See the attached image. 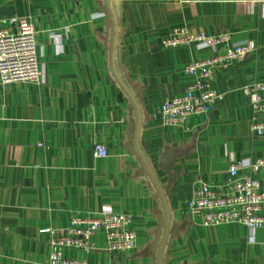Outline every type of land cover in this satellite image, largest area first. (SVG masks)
<instances>
[{
  "label": "crops",
  "instance_id": "1",
  "mask_svg": "<svg viewBox=\"0 0 264 264\" xmlns=\"http://www.w3.org/2000/svg\"><path fill=\"white\" fill-rule=\"evenodd\" d=\"M110 1L114 67L139 106V147L170 215L162 264H264V228L250 235L240 224L203 227L186 210L201 183L227 180L231 158L264 162V137L250 131V106L241 91L264 82V0ZM102 6L103 0H0V22L36 20L45 71L44 85H0V264H44L48 236L41 230L67 227L75 211L106 208L131 218L134 248L109 253L99 249L97 237L91 254L65 256L90 264H155L162 208L137 157L125 148L134 111L110 72L111 30ZM174 28L253 45L241 62L213 70L210 87L223 101L181 128L164 125L160 104L192 84L186 65L223 55L225 47L163 48ZM95 145L105 147V158L94 156ZM257 178L264 188V166Z\"/></svg>",
  "mask_w": 264,
  "mask_h": 264
},
{
  "label": "built area",
  "instance_id": "2",
  "mask_svg": "<svg viewBox=\"0 0 264 264\" xmlns=\"http://www.w3.org/2000/svg\"><path fill=\"white\" fill-rule=\"evenodd\" d=\"M102 14H93L92 19ZM50 33V37H55ZM36 20L32 17L11 18L0 22V85L26 82L45 84V71L39 65L36 46ZM196 45L197 49L213 51L222 45L223 55L192 61L185 67V75L192 77V84L180 95L165 100L159 106L163 123L167 127L181 128L188 118L207 116L216 103H221L223 94L210 87L215 68H223L241 62L252 51L251 42L232 44L229 36L207 37L192 35L183 28H174L169 37L161 42L163 48ZM250 106V131L255 137H264V82L254 81L241 89ZM96 158L107 156L105 147L93 146ZM264 162L259 160L236 161L230 159L227 180L220 184L201 183L186 204V210L201 219L203 227L240 224L251 235L264 228V189L257 178ZM48 236L49 249L44 264H90L65 256L66 251L91 254L96 247V238L103 235L101 248L109 253H123L134 248L136 234L131 218L111 209L98 213L75 211L69 216L68 226L61 229H43Z\"/></svg>",
  "mask_w": 264,
  "mask_h": 264
},
{
  "label": "water",
  "instance_id": "3",
  "mask_svg": "<svg viewBox=\"0 0 264 264\" xmlns=\"http://www.w3.org/2000/svg\"><path fill=\"white\" fill-rule=\"evenodd\" d=\"M100 12L105 16L104 17V23L110 27L111 35H110V43H109V68L111 75L116 82V84L119 86L121 91L124 93V95L127 97L128 101L132 105L133 111H134V120L132 123L128 124L126 131L128 133H132V138L130 142H128L125 145L126 150L131 155H135L140 163V166L142 168L143 173L148 177L152 187L154 188L156 195L159 198L163 218L160 222V226L162 227V235L160 239V243L158 246L157 254H156V261L155 264H162V257L165 249V244L168 236V230H169V210L166 203V198L164 193L162 192L151 168L150 165L143 153V151L139 147L138 143V137L140 133V110L139 106L131 94L128 87L124 84V82L120 79L118 74L116 73L115 67H114V45L116 41V35H117V29H116V21L114 12L111 6L110 0H103V6L100 9Z\"/></svg>",
  "mask_w": 264,
  "mask_h": 264
},
{
  "label": "rangeland",
  "instance_id": "4",
  "mask_svg": "<svg viewBox=\"0 0 264 264\" xmlns=\"http://www.w3.org/2000/svg\"><path fill=\"white\" fill-rule=\"evenodd\" d=\"M35 40H36V38H35ZM37 46V45H36ZM39 65H40V62H39ZM207 185H212V184H220V183H206ZM263 188V187H262ZM264 189V188H263ZM188 212V211H187ZM262 213L264 214V208H263V211H262ZM192 217H194V216H192ZM195 218V220H196V222L199 224V225H202V223H201V219L200 218H198V217H194ZM98 239H99V244H100V246H102V244H103V235L102 234H99L98 236ZM83 254V253H82ZM84 255H86V254H84Z\"/></svg>",
  "mask_w": 264,
  "mask_h": 264
}]
</instances>
